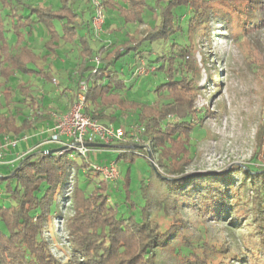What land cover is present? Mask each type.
I'll return each instance as SVG.
<instances>
[{
    "label": "trees",
    "instance_id": "1",
    "mask_svg": "<svg viewBox=\"0 0 264 264\" xmlns=\"http://www.w3.org/2000/svg\"><path fill=\"white\" fill-rule=\"evenodd\" d=\"M74 2L61 0V6L51 8L23 0H0V11L9 10L5 18L0 13V42H4L0 48V141L31 132L50 104L47 97L56 89L41 92L17 75L54 83L57 72L50 56L58 55L62 45L77 47L80 62L68 74V82L57 86L61 98L74 104L83 93L84 114L102 125L120 126L123 116L132 114L125 125L142 127L141 140L146 145L112 144L106 148L133 161L148 158L147 143H152L151 153L165 169L164 174L156 171L157 206L164 214L172 211V220L166 228L151 219L149 201L142 208L145 213L138 211L128 181L123 184L124 196L117 186L122 201L116 196L114 203L113 189L100 179L102 174L91 162L81 157L79 164L70 151L49 153L57 146L38 147L0 173V183L7 181L4 194L11 202L0 206V264H162L163 253L169 255L171 264H235L245 263L244 258L248 264H264V169L249 166L239 170L238 181L223 173L187 172L192 162L191 135L203 120L194 105L196 78L201 75L196 40L209 36L212 18L222 19L232 31L243 14H252V7L243 12L245 7L235 0H104L107 13L118 16L123 27H145L107 44L97 40L92 20L84 19L86 10L78 11ZM22 11L29 13L24 16ZM6 17L21 18L17 29L24 28L12 45L5 35ZM113 21L106 18L104 24L110 36ZM36 24L49 32V39L42 43L47 53L37 51L26 39ZM132 56L136 62L131 74L136 78L129 80L116 64ZM146 66L149 71L153 68V76L164 78L150 91L155 93L150 102L139 100L145 95L135 89L141 76L138 70ZM81 83L86 85L84 92ZM168 115L178 120L169 122ZM80 168L86 169L82 180L71 181L72 173L77 178ZM64 204L71 211L65 220L69 233L66 262L52 253L49 240ZM187 215L201 222L206 218L226 221L233 228L247 223L249 233L243 240L247 249L236 256L223 244L210 245L205 237L191 239L186 230L196 221L186 219Z\"/></svg>",
    "mask_w": 264,
    "mask_h": 264
},
{
    "label": "rangeland",
    "instance_id": "2",
    "mask_svg": "<svg viewBox=\"0 0 264 264\" xmlns=\"http://www.w3.org/2000/svg\"><path fill=\"white\" fill-rule=\"evenodd\" d=\"M73 1H75L74 7L78 11L86 10L84 19L89 20L94 11L93 0ZM100 1L104 6V0ZM23 2L51 8L59 7L62 4L61 0H23ZM235 2L245 7L243 12H246L249 6L252 7V14L251 12L243 14L239 22L240 25L232 28V31L227 29V25L222 19L212 18L209 22V36L200 37L196 40L197 60L201 75L196 78L198 92L194 105L197 114L203 120H199L201 126L197 125L191 135L192 162L187 172L189 174L207 173L212 175L223 173V175L231 176L238 181L241 179L239 170L249 166H254L258 170L264 169V0H235ZM123 3L127 5L126 1ZM0 7H3V4L0 3ZM104 11L106 18L110 21L115 19L112 26L109 27L113 34L110 36L104 31L100 36L95 35L99 42L102 41L107 44H110L112 40L119 42L123 39L122 34L127 32L132 35L145 28L123 27L124 25H122V21H119L118 16L110 15L106 8ZM8 12L9 10L6 8L0 11L4 18ZM22 12L24 16L29 13V11ZM7 19L8 21L5 23L9 25L5 28V35L8 38L7 42L12 45L18 38L19 32L24 31V28L20 31L17 29L20 26L21 18L17 17L12 20V17H8ZM145 19L151 20V16L147 12ZM116 28L118 31H115ZM45 29L41 24L34 25L32 33L27 34L26 39L30 45L36 47L37 51L47 53L48 51L43 50L41 45L42 42L49 39V32ZM58 29H60L59 25ZM99 42L97 43L100 44ZM2 45H4L3 41L0 42V48ZM50 59L54 70L57 72L54 81L65 83L68 82V74H71L77 63L80 62L79 50L72 45H62L58 50V55L52 54ZM135 62L136 58L132 56L118 61L116 67L124 73L126 78L132 80L136 78L131 74V68L135 66ZM152 71L153 68L149 71L146 66V69L141 70L140 79L135 81V89L139 92L138 94L140 96L145 95L139 100L150 102L155 94L150 91L164 82L163 76H153ZM17 77L23 83L29 81L34 88H39L41 92L56 85V83H43L36 77H28L22 73L18 74ZM72 105L67 104L66 101H59L56 105L52 104L50 107L55 106L54 109H51L56 113H50V116L66 113L71 110ZM132 117V114L129 118L124 115L123 123L129 122ZM167 119L169 122L178 120L173 115H168ZM47 139V135L41 134L26 140H19L17 147L13 148L17 150L15 154L17 159L22 158L39 142H44ZM142 144L146 145L144 142ZM147 146L150 150V153L146 150L148 158L136 157L133 161H127L125 158H120L115 149L99 148L91 149L87 155V160L100 168L111 167L112 164H116L117 179H106L103 174L100 177L102 181L109 183L113 189L111 190L112 202L115 203L116 196H118L119 201H122L119 195H125L123 184L128 181L132 201L137 204V210L145 213L142 208L149 201L147 206L149 217L161 227L167 228L173 214L172 211L169 215V211L164 214L162 210H159L156 196L158 192L155 185L158 178L157 172L164 174L165 169H162L157 162V157L151 153L152 143H147ZM75 159L79 164L83 162L79 156ZM85 171L86 169L80 168L76 172L77 178L75 179L72 173L71 179H73L71 181L82 180ZM5 172L0 168V173ZM5 184H7L6 180L0 183V194L2 195L0 206L5 205L7 207L10 206L11 202L6 199V194H4ZM117 186L123 190L119 195V192L115 191ZM67 206L68 204H64L60 208V216L55 217L54 224L52 221L50 222V226L54 225V228H51V238L49 239L45 233L52 244V253L64 262H66L65 256L69 250V233L65 220L71 216V211L67 209ZM122 206L125 207L126 205L123 204ZM186 210L184 209L183 212L185 213ZM184 217L192 222L196 221L186 230V234L191 239L205 237L210 245L223 244L236 256H242L243 250L247 249L246 242L243 241L245 235L249 233L247 223H243L239 228H233L229 226L228 222L222 220L215 221L212 218H206L205 221L201 222L194 215ZM170 260L169 255L165 253L161 255L162 264H171ZM230 260L232 263L234 262V259L230 258ZM244 260L245 263L244 261L234 263L248 264V259L244 258Z\"/></svg>",
    "mask_w": 264,
    "mask_h": 264
},
{
    "label": "built area",
    "instance_id": "3",
    "mask_svg": "<svg viewBox=\"0 0 264 264\" xmlns=\"http://www.w3.org/2000/svg\"><path fill=\"white\" fill-rule=\"evenodd\" d=\"M93 4L94 16L92 18V27L94 34L100 36L105 31L104 24L106 16L104 6L100 0H93ZM97 61H99V59H97ZM143 69L145 68H141L139 73H142L141 70ZM80 90L82 92L86 90V85L84 83L80 84ZM84 102V95L80 93L77 101L72 105L71 110L63 114H54L55 125L51 135L47 140L41 142L40 145L35 146L25 153L24 156L38 147L51 145L65 148L63 151L57 152V155L70 151L72 154H75V156H80L87 160L89 151L91 149H96L90 147L89 144L101 143L112 145L134 143L141 145L143 143L141 134L144 129L142 127L128 128L125 124L120 126L102 125L98 120L84 114ZM18 142V139H11L9 137L0 141V166L4 165L3 149L7 147L16 148ZM95 168L103 174L106 179L113 180L118 177L116 164L104 168L95 165Z\"/></svg>",
    "mask_w": 264,
    "mask_h": 264
},
{
    "label": "crops",
    "instance_id": "4",
    "mask_svg": "<svg viewBox=\"0 0 264 264\" xmlns=\"http://www.w3.org/2000/svg\"><path fill=\"white\" fill-rule=\"evenodd\" d=\"M93 16H94V11H93L92 16L90 18L91 20H92ZM55 25L58 28V25L59 24L56 23ZM42 43H41V45H42V48H43V44ZM31 47H33V46L31 45ZM34 48H36V47H34ZM54 83H56V82L54 81ZM58 84L59 83H56V85H55L56 86V89H52L51 88L53 90V92L51 93L52 98L50 99L51 96L50 97H47L48 101H50V104L48 105L49 107L46 110L48 112H45L43 114V118L41 120H38V121L35 122L34 127H32L33 129H32L31 132H29L27 134H22V135L18 136L16 139H18V140H26L27 138L33 137V136L35 137L36 135L43 134L44 136L47 135V137H49L51 135L52 129H53L54 125H55V119L52 116H50V113H54L55 112V111H52V109H54L55 106H52V107H50V106L52 104L56 105L59 101L60 102L64 101L61 98L60 92L57 89L58 88L57 87ZM44 116H46V117H44ZM46 147H48V146H46ZM3 152H4V156H3L4 157V165L0 166V168L3 171H6L7 169L12 168V166L15 165L20 159H17V156L15 155L16 152H17V150L13 149L12 147L4 148L3 149Z\"/></svg>",
    "mask_w": 264,
    "mask_h": 264
},
{
    "label": "water",
    "instance_id": "5",
    "mask_svg": "<svg viewBox=\"0 0 264 264\" xmlns=\"http://www.w3.org/2000/svg\"><path fill=\"white\" fill-rule=\"evenodd\" d=\"M90 147H94V148H106L108 145L105 144H98V143H94V144H89ZM65 148H58L55 150L50 151L49 153L53 154V153H57L60 151H63Z\"/></svg>",
    "mask_w": 264,
    "mask_h": 264
}]
</instances>
